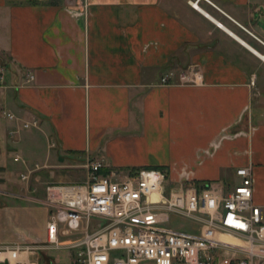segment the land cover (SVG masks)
<instances>
[{
    "label": "crops",
    "instance_id": "0c3cea01",
    "mask_svg": "<svg viewBox=\"0 0 264 264\" xmlns=\"http://www.w3.org/2000/svg\"><path fill=\"white\" fill-rule=\"evenodd\" d=\"M197 1L0 0V111L39 123L16 134L0 117V247L44 240L47 221L33 222L29 206L48 220L52 173L86 158L118 179L156 169L231 187L250 167L264 206V0H200L198 11ZM191 66L200 85H159ZM21 158L48 168L25 190L4 165L27 168ZM46 253L31 260L60 263Z\"/></svg>",
    "mask_w": 264,
    "mask_h": 264
},
{
    "label": "built area",
    "instance_id": "2783aa9c",
    "mask_svg": "<svg viewBox=\"0 0 264 264\" xmlns=\"http://www.w3.org/2000/svg\"><path fill=\"white\" fill-rule=\"evenodd\" d=\"M198 1L189 6L197 10ZM174 80L193 87L202 77L199 68L191 66L167 72L159 85L173 86ZM32 81L29 75L25 84ZM0 117L14 124L16 134L39 128L35 118L25 120L5 111ZM47 169L35 165L20 180L29 184L35 173ZM71 169L85 173L82 184L45 186L44 240L1 246L2 262L37 264L31 258L40 252L62 251L73 254L72 264H264V206L253 203L250 167L235 171L239 181L232 187L194 182L170 186L166 173L156 169L118 179L102 175L104 162L90 158ZM171 216L195 223L197 234L167 228Z\"/></svg>",
    "mask_w": 264,
    "mask_h": 264
},
{
    "label": "rangeland",
    "instance_id": "374dc122",
    "mask_svg": "<svg viewBox=\"0 0 264 264\" xmlns=\"http://www.w3.org/2000/svg\"><path fill=\"white\" fill-rule=\"evenodd\" d=\"M22 162L26 163L27 168H24L25 165H22L21 163H15L14 160H7L6 164H4V165H6V169L9 173L10 184L13 185L14 187L18 188V189L25 190L26 189V183H24L20 180V176L22 174H26L29 170H32L34 168L35 163L36 162L39 163V161L38 160H23L22 159ZM38 165L40 166V163ZM69 165L71 166V164H69ZM49 174H51V172ZM52 174H54V176L52 178V182L55 184H82L84 182L82 171H80L78 169L60 170L59 172H54ZM167 182L171 186L172 183L169 180L168 176H167ZM1 183H2V181L0 180V187H1ZM34 188H36V187H34ZM39 192L42 193L43 188H40ZM39 192L37 191L38 194H39ZM37 198H40V196H38ZM14 205H15L16 209H23L24 208L22 206H18L15 203H14ZM29 208L31 209V212H32L31 215L33 217L32 218L33 222H43L44 219H46V221H47V216H46V218L44 217L46 215L44 212L45 209L42 206L31 205V206H29ZM167 228H170L173 230H179V231L187 233V234H197V226L195 223H192L188 220L181 219L177 216H171L170 217ZM46 254L52 260L59 258V260H60L59 264H72V262H73V254L71 252L50 251V252H47ZM41 264H43V262H41ZM145 264H150V263H145Z\"/></svg>",
    "mask_w": 264,
    "mask_h": 264
},
{
    "label": "bare ground",
    "instance_id": "6f19581e",
    "mask_svg": "<svg viewBox=\"0 0 264 264\" xmlns=\"http://www.w3.org/2000/svg\"><path fill=\"white\" fill-rule=\"evenodd\" d=\"M197 9H199V8L197 7Z\"/></svg>",
    "mask_w": 264,
    "mask_h": 264
},
{
    "label": "trees",
    "instance_id": "16d2710c",
    "mask_svg": "<svg viewBox=\"0 0 264 264\" xmlns=\"http://www.w3.org/2000/svg\"><path fill=\"white\" fill-rule=\"evenodd\" d=\"M158 169V168H157ZM130 171H132V170H130Z\"/></svg>",
    "mask_w": 264,
    "mask_h": 264
}]
</instances>
